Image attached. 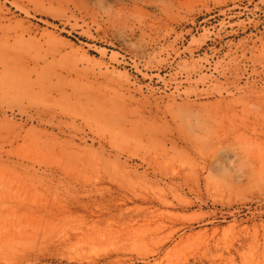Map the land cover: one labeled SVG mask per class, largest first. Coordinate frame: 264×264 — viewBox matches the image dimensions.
Instances as JSON below:
<instances>
[{
	"label": "rangeland",
	"instance_id": "1",
	"mask_svg": "<svg viewBox=\"0 0 264 264\" xmlns=\"http://www.w3.org/2000/svg\"><path fill=\"white\" fill-rule=\"evenodd\" d=\"M0 264H264V0H0Z\"/></svg>",
	"mask_w": 264,
	"mask_h": 264
}]
</instances>
